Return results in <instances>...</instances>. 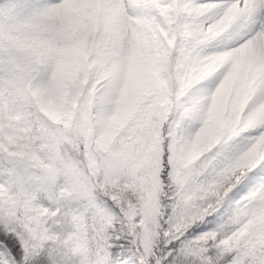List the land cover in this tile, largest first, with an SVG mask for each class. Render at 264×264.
Segmentation results:
<instances>
[{
    "label": "rangeland",
    "instance_id": "obj_1",
    "mask_svg": "<svg viewBox=\"0 0 264 264\" xmlns=\"http://www.w3.org/2000/svg\"><path fill=\"white\" fill-rule=\"evenodd\" d=\"M127 1L137 7L142 4L141 0ZM23 2L24 0H0V6H13ZM174 2H179V0H174ZM235 2L234 12L238 13L240 10ZM154 3L163 9L161 15L171 26L177 18V8L171 9L166 5H161L160 0H153ZM231 7L232 5L228 8ZM75 17V21L73 20L65 28L51 26L52 19L50 18L42 23L12 28L0 33V69L3 71V74L0 75V153L4 161L5 173L12 177L11 182L14 184V190H9L0 197V212L19 214L31 229H36L41 233L42 243L49 236L47 233L48 215L43 213L44 209L40 208V205L42 207L41 202H37L40 190L44 192L47 204L55 203L50 193L57 185L64 182L61 176L67 171L71 176L80 180L81 184L86 186L90 184V187L94 186L93 178L99 176L104 179L117 175H124L125 178L128 176L129 180L132 179L133 183L137 184V188L143 196L150 189L153 194L154 186L151 187L150 183L152 182L148 181L156 179L157 174H161L165 170V164L160 165V168L156 166L158 165L156 162L158 142L163 137L162 135L153 136L151 133L145 136L141 131L155 128L159 121L163 123L167 121L170 128L175 129L180 125L184 114L183 110L178 109L175 103L176 93L163 70L175 62L174 57H179L180 62H183L184 55L188 51L185 45L192 40L191 22L187 23L183 19L181 21L183 26L174 28L172 33L169 31L166 43L165 41L159 43L153 40V34L156 33L154 27L159 28L160 22L154 20L153 16L148 17V23H145V29L148 30L147 36L143 35L142 30L139 31L141 46H144V50L150 56H154L155 51H158L159 48L162 49L166 60L163 64L164 60L155 62L146 58L143 61L144 64H141L142 67L138 68L128 65L108 66L109 71L113 73L120 71L124 73L125 87L121 92L122 100L115 108L109 123L126 134L122 137L118 135L119 151L109 155L102 163L98 156L105 149L97 145L96 124L99 120L97 108L110 110L109 106L112 101L108 98L97 99L94 88L87 93L88 98L85 100V94L73 85L77 61L83 55L88 54L83 53L79 47L82 46V41L87 33L86 23L88 20H92L89 15L84 17L76 14ZM102 18L103 21L107 20L103 16ZM114 19L113 17L108 20V25L113 27L114 24V28L117 25V28H120L119 22L112 21ZM123 22L121 25L125 24V21ZM114 30H116L117 39L114 37L112 42L107 41L108 47L119 46L123 40L138 41L134 33L138 30L133 27H127L125 24L123 29H119L120 31ZM122 31L124 33H121ZM93 33L95 36L106 35L105 37H109L111 35L107 34L108 30L94 31ZM201 38L203 39V37ZM251 42L256 49L263 50L264 33L255 35ZM93 45L91 46L95 47ZM100 47L107 51L105 43L102 42ZM57 63L62 68V72L57 78H52L50 68ZM219 63L221 64V61ZM231 69L233 77L245 81L248 89L252 92H256L264 84V68L241 66ZM181 79L184 84L191 86L192 81L188 76H182ZM27 85H29L34 104H30L28 96L21 93L22 90H26ZM149 96L151 99H148ZM197 103V98L192 97L184 103V108L189 111L194 110ZM34 108H37L38 111L35 116L37 132H32V135L28 118L32 114L31 110H35ZM172 113L177 117L175 121L170 118ZM43 116L57 123L61 130H68L69 123L73 124L72 120L76 121L80 135L83 137L81 155L77 153L76 148L72 147L71 151L66 152L61 158L60 154L50 149L51 135ZM130 121H134L132 127H129ZM139 128L142 129L139 130ZM105 139L108 145L116 142L110 136H105ZM142 145H145L144 151L140 148ZM235 150L238 151V149ZM138 151H142V154L137 155ZM167 153H169V149ZM262 161H264V149L259 145L255 148L249 145L239 154V158L227 176H231V181L232 179L234 181V179L246 175ZM168 166L171 171L169 160ZM256 171L253 170V172ZM249 175L251 176V173ZM261 175L264 176V173ZM227 176L226 178H229ZM258 179L254 178L251 182L245 181L244 184L238 186L242 190L234 197L237 202L230 210V219L227 225L229 228L236 227L232 242L238 239L249 246L264 242V189L253 188L258 183ZM107 181H109V185L117 186L118 184L117 181L109 179ZM0 183H2L1 178ZM121 185L120 183L119 186ZM235 186V183L229 182L224 187L218 185V190L210 194L198 192L195 189L189 192L186 197L189 204V217L200 211L198 208L200 202H207L204 203V208L207 210L217 207L222 196ZM56 190L59 195H65L58 188ZM150 198L152 196L146 197V199ZM208 203L212 207H207ZM74 207L63 206L54 207V209L60 213V217L63 219L65 216L72 217L71 215L75 213ZM150 207H147V213L146 210L142 212L146 218H157L154 217L153 207ZM85 260L84 254L82 257L79 255L81 264H85Z\"/></svg>",
    "mask_w": 264,
    "mask_h": 264
},
{
    "label": "snow or ice",
    "instance_id": "obj_2",
    "mask_svg": "<svg viewBox=\"0 0 264 264\" xmlns=\"http://www.w3.org/2000/svg\"><path fill=\"white\" fill-rule=\"evenodd\" d=\"M64 0H24L13 6H0V33L42 23L53 17ZM235 0H160L168 8L221 5L226 9ZM129 17L153 16L163 23L160 8L154 4L140 7L130 5ZM3 74L0 69V75ZM230 146L218 150L207 166L196 191L210 194L218 190L236 160L245 148ZM235 149H238L236 151ZM257 170L253 172V170ZM170 167L165 157V170L161 179L169 183ZM251 173V176L249 175ZM264 161L250 172L234 179L235 187L222 196L220 204L207 211L200 210L189 217V192H169L163 218H146L140 208L130 209L123 202V194L79 184L71 178L56 186L64 192L63 198L54 188L50 195L52 207L75 206L79 215H100L106 220L103 241L99 246L95 264H264V242L249 246L240 240L232 242L236 227L229 228L230 210L241 191L239 185L259 178L253 188L264 189ZM5 181L12 177L5 175ZM251 188V189H253ZM250 189V190H251ZM158 220V227L156 225ZM0 264H53L48 246L42 243L41 233L31 229L19 214L0 212Z\"/></svg>",
    "mask_w": 264,
    "mask_h": 264
},
{
    "label": "clouds",
    "instance_id": "obj_3",
    "mask_svg": "<svg viewBox=\"0 0 264 264\" xmlns=\"http://www.w3.org/2000/svg\"><path fill=\"white\" fill-rule=\"evenodd\" d=\"M190 22L192 40L185 45L188 51L183 62L179 57H174L175 62L163 70L176 93L175 103L184 114L177 128H170L167 121L161 127L165 146L169 149L167 155L171 171L169 183L160 190L155 200L154 217L159 218H163L166 211L168 193L193 191L197 183L206 178L204 172L221 148L244 147L246 142H250L253 148L259 145L264 149V92L250 91L245 81L233 77L231 66L220 64L218 59L224 51L239 55V50L249 40L264 33V16L260 17L258 24L250 25L248 37L242 40L234 38L236 25L229 23V11L226 9L201 5L196 8ZM106 41L107 37L103 35L93 36L90 41L85 38L88 54L77 61L73 80L74 87L85 94V100L87 93L94 88L97 99L108 98L112 101L110 110L97 108L99 120L96 135L99 141H103L105 136L116 140L110 145L101 144L105 148L98 156L102 163L109 155L119 151L118 135L122 137L126 134L109 123L122 100L124 73H113L108 69L110 65L123 66L126 47H108ZM102 42L107 51L101 49ZM93 44L95 47L91 46ZM61 72L58 63L50 68L52 78H57ZM185 75L192 81L190 87L181 79ZM192 97H196L198 103L194 110L189 111L184 108V103ZM170 118L174 121L177 119L174 113L170 114ZM133 123L130 121L129 127ZM101 183L104 184V181ZM103 189L122 193L123 202L130 209H137L142 204L141 192L135 186L105 185ZM204 203L207 202H200L198 208L206 211ZM207 207L212 205L208 203ZM155 226H159L158 220Z\"/></svg>",
    "mask_w": 264,
    "mask_h": 264
},
{
    "label": "trees",
    "instance_id": "obj_4",
    "mask_svg": "<svg viewBox=\"0 0 264 264\" xmlns=\"http://www.w3.org/2000/svg\"><path fill=\"white\" fill-rule=\"evenodd\" d=\"M21 93L26 94L28 96L30 104H34V101L30 95L29 85H27L26 90H22ZM34 109L35 110H31L32 114H30L28 118L30 123V133L32 135L34 132H37V122L35 120V116L38 114V111L37 108ZM43 118L45 119L46 125L50 131V149H52V151H56L58 154H60L61 158H63L65 153L71 151L73 147V149L76 148L77 153L81 155V151L83 149V137L82 135H80L79 127L76 121L72 120L73 124L71 122L69 123L68 130H61L58 128L57 123L52 122L45 116H43ZM157 124L158 125L155 128H150V130H142L141 132H143L145 136H147L149 133H151L153 136H160L162 135L161 125H163L164 123L162 121H159ZM142 128H139V130H141ZM101 144L108 145L105 138L103 141H99V139L97 138V145L105 149L101 146ZM144 147L145 145H142L140 148L144 151ZM167 152L168 147L165 146V141L163 138L158 142V154L156 158V162L158 164L156 166H158V168H160V165L165 164V157L167 156ZM136 154L141 155L142 151H138V153ZM3 164L4 161L2 160V156L0 153V178L2 179V183H0V197L5 195L9 190H14V184L11 182V179H8L7 181L3 179L5 175H7L5 173ZM66 178H71L72 180L81 184L80 180L71 176L70 173H67V171L64 175L61 176V179H63V181ZM97 178H93V182L95 181L93 185L101 189H103L105 185H109V181H107V179L117 181V187H119L121 183L128 184L130 187L135 186L137 188V184H134V181L132 179L129 180L128 176L126 178L124 175H117L114 177L111 176L106 179L100 176ZM102 180L104 181V184L101 183ZM148 182H152L150 183V185L151 187L154 186L155 192L152 194L150 189L148 190L147 194L146 192L144 193V196L141 193L142 204L139 206V208L144 212L146 210V213L147 209L151 205V207H153V211L156 197L159 196L160 190L165 188V186L168 184L167 182L161 179L160 173L157 174L156 179L149 180ZM229 182H233V179L231 181V176L229 178L224 179L223 183L221 184V187L226 186ZM87 186L90 187L91 185L88 184ZM43 193L44 192H42V190L38 192L37 202H41L42 207L40 205V208H42V210L44 209L43 213H46V215H48L47 233L49 238L44 242V244L48 246L49 252L53 259V264H81L79 261V255H81L82 257V254L85 255V264H95V258L99 246L103 241V229L104 227H106V220L102 219L100 215L93 216L89 214L85 216L76 213H73L71 215L72 217L65 216L63 217V219H61L60 213L56 211L54 207L50 206V203L47 204V200L45 199V195ZM63 196L64 195L61 194L59 195V198H63ZM150 196H152V198L146 199V197Z\"/></svg>",
    "mask_w": 264,
    "mask_h": 264
},
{
    "label": "bare ground",
    "instance_id": "obj_5",
    "mask_svg": "<svg viewBox=\"0 0 264 264\" xmlns=\"http://www.w3.org/2000/svg\"><path fill=\"white\" fill-rule=\"evenodd\" d=\"M141 1H142V4L138 5L139 7L145 4H149V3L153 4V0H146V1L141 0ZM235 1H236L235 3L237 5V8L240 10V12L238 13L234 12V9H236L234 7V4L232 5L230 9L226 8V10L229 11V23L236 25V30L233 34L234 38L236 40H242L248 37V34L251 31L250 25L258 24L260 17L264 16V4H263L264 0H235ZM130 5L131 4H129L127 0H64L62 6L59 8L57 13L53 17H51L52 19L51 26L53 27L62 26L65 28V26L73 22L74 18H76L75 17L76 14L80 16L82 15L84 17L87 15L91 16L92 20L89 18L90 21L88 20V23H86L87 26L84 25L87 33L82 41V46L79 47L80 49L83 50V53H88L87 47L84 48L85 46H87L85 42V38H89L88 40L90 41L91 38L95 36V33H93L94 31L100 32L103 30H108L109 33L107 34H111V35L107 37V41L112 42L114 37L116 38V35H115L116 30L114 29H117V30L123 29L124 25L126 24L127 27H133L136 30H138V31L134 30L135 31L134 33L136 34L135 36L137 37L138 41L136 40L132 42L129 39L127 41L121 40L122 41L121 45H124L126 47V53H125V59H124L123 66L128 65L134 68L142 67L141 64L142 63L144 64L143 61H145L146 58L149 59V61L154 60L155 62H161V60H164L162 62L164 64L166 60V55L164 54L162 49L159 48L158 51H155L154 56H150V55H147V52L144 50V46L143 47L141 46V41L139 38V34H140L139 31L142 30L143 35L145 37L147 36L148 30L146 31L145 29V23L146 22L148 23V20L151 16H142L140 18L129 17L128 9ZM210 6L222 7L221 5H210ZM196 8L197 7L177 8L176 10L177 18L171 26L168 21H165L166 19L164 17L163 23L160 22L161 26L159 25V28L154 27V30L156 33L153 34V38H154L153 40L159 43L165 41L166 43V40H167L166 37L168 36V32L171 31L172 33V30L174 28L182 27L183 23H181V21H183V19L185 20V22L190 23V18L196 11ZM162 10L163 9L160 8V11ZM102 16L107 18V20L103 21ZM113 17L115 19L112 21H115V23L119 22L121 26L120 28H117L118 25L116 26V28H114V24H113V27L108 25L107 21L112 19ZM123 21H125V24L121 25ZM48 26H49V23H48ZM121 33H124V32L122 31ZM250 42L251 40H249V42L244 46V48L239 50V55L231 51H224L218 58L219 61H221V64L230 63L231 68L232 67L238 68L241 66H246V67L249 66L252 68H264V47H263V50L256 49L252 45V42H251L252 46L250 45ZM256 92H264V84L261 87H259Z\"/></svg>",
    "mask_w": 264,
    "mask_h": 264
}]
</instances>
